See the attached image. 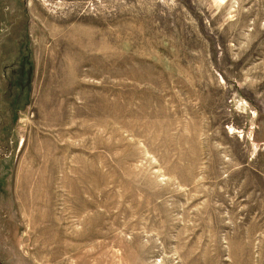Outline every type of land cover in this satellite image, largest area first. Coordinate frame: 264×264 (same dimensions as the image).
I'll use <instances>...</instances> for the list:
<instances>
[{
    "label": "rangeland",
    "instance_id": "374dc122",
    "mask_svg": "<svg viewBox=\"0 0 264 264\" xmlns=\"http://www.w3.org/2000/svg\"><path fill=\"white\" fill-rule=\"evenodd\" d=\"M0 264H264V0H0Z\"/></svg>",
    "mask_w": 264,
    "mask_h": 264
}]
</instances>
